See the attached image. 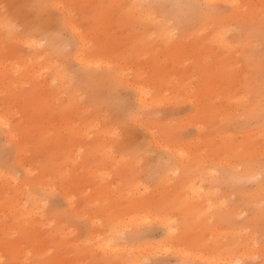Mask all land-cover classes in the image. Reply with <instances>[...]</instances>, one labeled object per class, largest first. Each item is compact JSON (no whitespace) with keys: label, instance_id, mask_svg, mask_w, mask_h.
Wrapping results in <instances>:
<instances>
[{"label":"rangeland","instance_id":"1","mask_svg":"<svg viewBox=\"0 0 264 264\" xmlns=\"http://www.w3.org/2000/svg\"><path fill=\"white\" fill-rule=\"evenodd\" d=\"M262 162L264 0H0V264H264Z\"/></svg>","mask_w":264,"mask_h":264},{"label":"bare ground","instance_id":"2","mask_svg":"<svg viewBox=\"0 0 264 264\" xmlns=\"http://www.w3.org/2000/svg\"><path fill=\"white\" fill-rule=\"evenodd\" d=\"M205 1L211 2L212 0H205ZM57 74H58L57 78H61L62 79V74L60 72H57ZM0 254H1V251H0Z\"/></svg>","mask_w":264,"mask_h":264},{"label":"snow or ice","instance_id":"3","mask_svg":"<svg viewBox=\"0 0 264 264\" xmlns=\"http://www.w3.org/2000/svg\"><path fill=\"white\" fill-rule=\"evenodd\" d=\"M262 168H264V162H262ZM262 175H264V173H262ZM238 264H239V262H238Z\"/></svg>","mask_w":264,"mask_h":264}]
</instances>
